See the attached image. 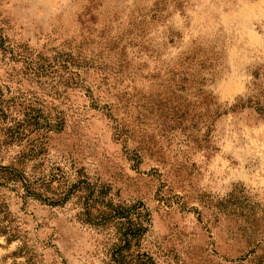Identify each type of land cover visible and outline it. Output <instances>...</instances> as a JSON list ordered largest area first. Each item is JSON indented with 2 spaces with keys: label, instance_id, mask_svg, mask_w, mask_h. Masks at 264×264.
I'll return each instance as SVG.
<instances>
[{
  "label": "rangeland",
  "instance_id": "374dc122",
  "mask_svg": "<svg viewBox=\"0 0 264 264\" xmlns=\"http://www.w3.org/2000/svg\"><path fill=\"white\" fill-rule=\"evenodd\" d=\"M0 30L51 66L37 78L0 55L1 166L37 139L28 105L61 114L45 174L70 184L82 170L138 208L156 264H264V0H0ZM95 67L113 72L100 102L71 76L87 85ZM0 194L20 230L0 235V264H116L118 229L85 223L78 198Z\"/></svg>",
  "mask_w": 264,
  "mask_h": 264
},
{
  "label": "trees",
  "instance_id": "16d2710c",
  "mask_svg": "<svg viewBox=\"0 0 264 264\" xmlns=\"http://www.w3.org/2000/svg\"><path fill=\"white\" fill-rule=\"evenodd\" d=\"M1 32L0 30V55L12 59L23 56L22 62L26 64L27 68L31 69L30 74L32 76L37 78L46 77L43 70L46 71V68H51V66L44 63L41 65L39 62L30 60L32 56L28 51L23 50L20 52L22 48L12 45L2 36ZM75 67L76 69H78L77 67L87 69L88 66L76 65ZM94 70L97 72L98 80L87 85L84 80L82 81L80 75L70 74L75 77L76 86L85 87L88 95L96 102H100L103 98L101 95L108 91V89L104 91L103 88L111 87L108 84V79L113 72H108L107 68L101 67H95ZM51 73L56 74V72ZM65 83L68 84V81ZM3 102L0 98L1 112L5 109L2 106ZM106 109L112 110L110 106ZM27 110L30 112L29 114L26 113V116L34 120L32 126L35 131L32 133H36L37 139L29 141L28 146L15 158L14 164L9 166L0 165V192L6 190L15 193L16 197L21 200L23 207H28L31 202H40L51 207H58L66 204L72 197L78 198L82 201V212L80 214L85 223L102 228L115 227L118 229L119 241L115 244L113 250V261L116 264H156L154 259L140 248L141 240L147 233L148 227L143 217H141V213L135 212L138 208L133 211L109 199V188L91 183L82 174V170L79 171L76 181L70 184H66L67 178L63 175L60 176L58 168L45 174L42 168L44 160L41 162V156L46 152L49 135L51 132L62 131L66 119L61 114L54 116L52 113L37 110L31 105L27 106ZM24 123L20 124L18 131L13 134V137L19 138V142L28 137ZM37 160L40 161L37 163ZM31 163L34 166L29 172L26 169ZM59 177L62 179L61 181L58 180ZM56 182L57 187L54 186ZM0 195L4 200V195ZM2 205L0 206V235L5 236L8 242L17 241L20 237V230L13 225L15 223L14 218L8 224L3 225L2 220H5L11 213L8 207L4 206V203Z\"/></svg>",
  "mask_w": 264,
  "mask_h": 264
}]
</instances>
